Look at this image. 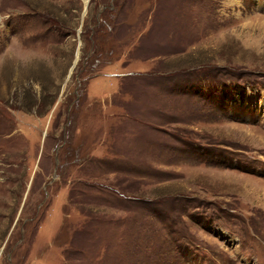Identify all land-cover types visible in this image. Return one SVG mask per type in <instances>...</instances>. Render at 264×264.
Segmentation results:
<instances>
[{"label":"rangeland","instance_id":"1","mask_svg":"<svg viewBox=\"0 0 264 264\" xmlns=\"http://www.w3.org/2000/svg\"><path fill=\"white\" fill-rule=\"evenodd\" d=\"M263 190L264 0H0V264H264Z\"/></svg>","mask_w":264,"mask_h":264},{"label":"flooded vegetation","instance_id":"2","mask_svg":"<svg viewBox=\"0 0 264 264\" xmlns=\"http://www.w3.org/2000/svg\"><path fill=\"white\" fill-rule=\"evenodd\" d=\"M13 132L15 133L16 130L12 131V133H13ZM12 133H11V134H12ZM14 133H13V134H14ZM72 155H74V150H73L72 148H68V149L65 150V155H64V157H65V159H66V161H67L66 164L69 165L70 158H71ZM78 156H80V155H78ZM54 177H55V176H54Z\"/></svg>","mask_w":264,"mask_h":264},{"label":"bare ground","instance_id":"3","mask_svg":"<svg viewBox=\"0 0 264 264\" xmlns=\"http://www.w3.org/2000/svg\"><path fill=\"white\" fill-rule=\"evenodd\" d=\"M262 195H264V190H263V194Z\"/></svg>","mask_w":264,"mask_h":264},{"label":"trees","instance_id":"4","mask_svg":"<svg viewBox=\"0 0 264 264\" xmlns=\"http://www.w3.org/2000/svg\"><path fill=\"white\" fill-rule=\"evenodd\" d=\"M223 160V159H222Z\"/></svg>","mask_w":264,"mask_h":264},{"label":"water","instance_id":"5","mask_svg":"<svg viewBox=\"0 0 264 264\" xmlns=\"http://www.w3.org/2000/svg\"><path fill=\"white\" fill-rule=\"evenodd\" d=\"M88 2V1H87Z\"/></svg>","mask_w":264,"mask_h":264}]
</instances>
